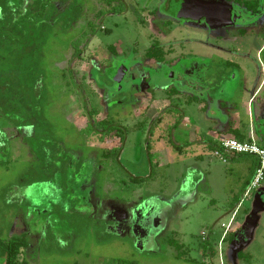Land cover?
Segmentation results:
<instances>
[{
  "label": "rangeland",
  "instance_id": "1",
  "mask_svg": "<svg viewBox=\"0 0 264 264\" xmlns=\"http://www.w3.org/2000/svg\"><path fill=\"white\" fill-rule=\"evenodd\" d=\"M162 1L5 2L16 10L21 9L24 15L18 16V20L46 22L52 27L47 31L48 41L38 59L46 72L42 82L47 97L45 116L51 119L56 132L75 138L79 135L77 132L89 126L91 119L84 108L85 101L89 108L98 109L94 110L96 122L110 116L134 129L141 112L144 117L147 115V127L157 116L153 117L156 112L159 115L162 112L163 121L154 138L140 141L131 133L123 155L99 162L102 170L93 184L97 195H88V203L95 202L90 208L83 206L82 197L87 193L75 190L74 186L79 184L78 175L68 167L74 182L66 186H73L75 191L64 201L60 196L54 202L43 195L39 203H34L23 195L24 190L33 185L58 184L59 181L53 176L49 178L45 163L38 157L41 152L34 147V130L31 127L18 130L0 112V135H5L3 142L7 145L0 146V264H11L9 243L23 236L29 243L19 257L20 262L25 259L24 264H264V183L250 196H245L249 176L247 165H238L243 163L242 160L222 162L208 145V140L214 137L208 135L209 129L223 132L225 123L220 120L229 119V112L237 106L240 108V75L233 65H226L227 61L244 64L252 74L256 72L246 58L229 56L219 49L227 46L220 39L227 26L207 27L205 22L182 21L175 23L166 39L185 43L176 46L169 57L172 61L178 59L188 63L195 57L206 61L211 67L210 72L220 76L219 80L213 81V87L222 88L221 92L225 88L230 91L218 95V102H208L206 110L200 111L201 100L192 104L193 100L188 95L181 96L182 92L178 90L180 96L177 99L168 98L167 88H180L183 81L179 69L175 70L178 78L175 81L171 79L173 68L158 74L162 84H152L157 103L138 95L141 87L146 91L141 78L135 82L125 81L119 87L110 71H106L109 62L114 60L113 56L109 60L111 46L118 54L125 53L129 57L135 50L134 65L131 67V61L127 62L130 69H135L138 61L140 64L151 35L142 28L139 19L142 16L150 19L145 16L146 11L160 6ZM43 7L46 8L43 10ZM40 13L43 18H36ZM229 31L238 35L235 27ZM74 42H78L76 45L80 44L83 50L78 58H74ZM238 42L240 48V39ZM249 51L256 52L254 48ZM139 64L136 68L143 71ZM71 69L75 81L69 73ZM233 76L235 79H231ZM164 85L167 87L162 89ZM77 86H83V97ZM104 90L109 93L105 100L101 99ZM91 91L96 95L91 96ZM138 96L139 103H136ZM178 123L182 126L174 130ZM257 127L258 134H264V121ZM242 132L249 137L248 129L244 128ZM225 133L229 134V131ZM157 135L160 141H156ZM85 140L91 147H105V141L99 136L92 134ZM193 140L196 142L192 143ZM260 141L264 144L263 138ZM148 143H152L150 149ZM66 145L72 144L67 142ZM57 156L54 157L58 159ZM56 164L52 166L54 176L63 173L66 167ZM74 164L78 167V163ZM239 200L242 202L233 219L234 225L232 229L228 227L229 235L225 238L226 227L234 215L233 207ZM63 202L66 203L64 207ZM107 203L125 206L131 214L121 231H117V223L106 216L108 210L103 205ZM139 209L145 218L152 220L145 227V237H140L134 227V212ZM156 218L159 219L158 226L154 223ZM240 226L248 236L245 242L239 243L231 240V234L238 232ZM239 252L244 254L240 255V260ZM179 253L182 257H178Z\"/></svg>",
  "mask_w": 264,
  "mask_h": 264
},
{
  "label": "flooded vegetation",
  "instance_id": "2",
  "mask_svg": "<svg viewBox=\"0 0 264 264\" xmlns=\"http://www.w3.org/2000/svg\"><path fill=\"white\" fill-rule=\"evenodd\" d=\"M178 0H163L160 6L149 9L146 11V15L150 19H145V17H141L139 19V24L144 28L148 33L151 35L150 37V45L146 47L143 58L140 59L135 65V69H130L127 66L128 60L131 61V67L134 65V57L137 55L135 53V50L133 51V54L126 55L125 53L118 54L116 52L115 47H110L111 54L110 58L113 56L112 61H110L109 66L106 67V71H110V73L113 75L112 78L115 82H117V85L120 87L125 81H136L137 78H141V83L144 89V84H146V91L142 90L138 91V95L140 97H144L149 99L150 102L157 103V98L155 94V90L152 89V84H156V86H159L162 84V81L159 79V73L160 72H166L168 68H173V75L171 74V79L175 81L178 80L176 76L175 70L179 69L182 71L183 75V81H181L180 88H176L175 86L167 88V92L169 93L167 96L170 99H173L174 97L177 99L178 96H180L178 91L182 92L181 96L190 97V100L193 101H200L201 104H204V108L208 106V102H218V95H223L224 92H221L222 88H215L213 87V81L219 80V75H213L211 73V67H209L208 64H206V61L198 60L197 57L194 59L189 60L187 63L186 61H179L178 59H170V55L174 54L176 50V46L182 45L184 46V42H180L177 40H171L166 41L167 37L170 36L171 31L173 30V26L175 23H179L182 21H190L187 19H180L173 14L172 6L175 2ZM185 3L194 5L198 1L205 2L207 4H215V3H222L224 5H227L228 7L232 8V19H235L234 21H229L227 19L225 20H211L207 22L206 19H202L201 21L197 22H205L207 24V27H214L218 25L227 26V30L225 33L222 34L221 40H224L226 42V47H219L220 50H222L224 53H226L229 56L233 57H244L248 61H250L254 67L257 69V72H261L262 68H264V0H258L259 7L257 12H252L244 8L242 5H240V1L238 0H181ZM238 1V2H237ZM247 13L249 14L247 16ZM149 22V24L147 23ZM232 27L237 28L238 35H232L229 29ZM240 39V48L238 45V40ZM252 47V48H251ZM255 49V54H252L250 52V49ZM150 63H153L151 65ZM141 66L144 70L141 71V68H136V66ZM188 64V65H187ZM226 65L234 66L239 72L241 63H232L231 60H228ZM155 66V67H154ZM233 68V69H234ZM148 69V70H147ZM99 70H102V68H99ZM120 71V72H118ZM135 71V73H134ZM46 73V72H45ZM175 74V76H174ZM122 75V76H121ZM164 77V73L162 74ZM118 76H121V81H117ZM138 76V77H137ZM172 81V82H173ZM167 85V84H166ZM164 85L162 89L166 88L167 86ZM182 86V87H181ZM83 87V86H81ZM79 88V87H78ZM80 89V88H79ZM149 90H152L151 93H149ZM178 90V91H176ZM213 93V91H215ZM80 93L83 97V90L80 89ZM94 91H91V96L96 95L94 94ZM179 94V95H178ZM188 95V96H187ZM109 96V93L107 90H104V96L101 97V99L105 100ZM138 97L135 98L136 103L137 99H140ZM47 98V97H46ZM86 102V101H85ZM83 102V104L85 103ZM189 103V101H187ZM89 108V103L86 102ZM211 103V104H212ZM85 107V104H84ZM91 109V108H89ZM93 114L89 118L91 119L89 122V126L85 130H81L76 134V137L73 138H67V133H59L55 131V129L52 128L53 133H48L43 138H38L37 132L33 127H31L33 131L32 139L35 142L34 147L37 149V152L40 151L41 161L45 163V166L48 170L49 178L55 177L59 181V183L55 184L52 183L51 185H55L56 191L59 193V196L61 199L71 196L74 191L76 190L78 193L84 192L87 193V196L84 195L82 197L83 200V206L92 207V204L95 205L94 200H92V204L88 203V195L91 193V195L95 194L97 195V192L94 193V180H96V177L98 175V172L102 170V165L99 164V162L103 163L105 161L111 160L112 158H119L121 155H123V152L127 146V140L130 137V134L137 136L139 140H149L150 138H154L157 129H159L160 124L163 121L162 118V112L160 115L156 112L153 117H156L152 119L151 123L149 122V127L146 126L145 123H148L145 115L143 116L144 112L140 113L138 115L137 123L134 124L136 126L134 129L130 125H126L123 122L120 121L118 118L106 116L102 121L96 122V112L94 110H98L95 107H92ZM46 114V110L44 112V116ZM50 123L51 119L46 118ZM88 118V117H87ZM143 119V121L141 120ZM140 119V120H139ZM139 120V121H138ZM104 122H108V126H111V128H108L106 130L102 127ZM52 124V123H51ZM95 127H93V126ZM53 126V124H52ZM254 129L258 131V127L254 126ZM75 131V129H74ZM87 132V134H83L84 132ZM76 133V132H75ZM95 135L99 136V139L101 141H105V147H91L85 140L86 136L89 135ZM131 135V136H132ZM56 136H59L58 138ZM158 136V135H157ZM31 139V141H32ZM35 139V140H34ZM138 140V141H139ZM30 141V142H31ZM156 141H160L159 136L156 137ZM69 142L72 145L68 146L66 143ZM260 143V142H259ZM116 144L113 148H107V145ZM149 144V143H148ZM152 146V143L148 145V148ZM61 150H60V148ZM59 148V149H58ZM68 149V150H67ZM57 151V152H56ZM57 154H56V153ZM55 155H58V159L54 157ZM122 159V157H121ZM55 162L58 164H65V168L63 170V173H59L57 176H54V173L52 174V166L55 164ZM153 162V161H152ZM74 163H78V167L75 166ZM154 165V164H153ZM70 169L74 172V174L78 175L79 184L75 187V190L73 189V186H66L68 184H73L74 179L71 176V172L67 171ZM154 168V166H153ZM47 181V180H46ZM49 184V182H47ZM45 184V183H44ZM247 191V190H246ZM246 193V192H245ZM53 199V198H52ZM87 200V202H85ZM63 207L66 204L65 202L62 203ZM62 204L60 205L62 207ZM87 204V205H85ZM105 206L107 211V217L110 221H115L117 225L115 228L116 230L121 231L123 224H125L129 219H131V214L127 210L125 206L115 205L114 203H110ZM236 212V211H234ZM136 215H139L141 218L139 222L141 223V226L138 224L137 218L135 219V226L137 230V233L140 237H145L147 232L145 227H148L151 224L150 218H145L142 214L141 210L135 211ZM135 215V214H134ZM155 226H158L159 219L156 218ZM134 226V227H135ZM241 227H239V231L237 234L234 232V241L237 242H245L247 240L248 234L240 230ZM205 234V233H204ZM225 238L229 235L227 232L225 233ZM206 235V234H205ZM205 238L207 237L204 236ZM225 238L223 240H225ZM242 253H238V259L240 260V255ZM244 256V254H242ZM25 259L23 262H20V259L18 258V262L16 264H24ZM238 264V263H237Z\"/></svg>",
  "mask_w": 264,
  "mask_h": 264
},
{
  "label": "trees",
  "instance_id": "3",
  "mask_svg": "<svg viewBox=\"0 0 264 264\" xmlns=\"http://www.w3.org/2000/svg\"><path fill=\"white\" fill-rule=\"evenodd\" d=\"M7 1L0 0V112L1 115L3 113L4 117L11 120L10 122L18 130L23 127H33L38 138H43L48 133H53V126L44 116L46 94H44L45 87L42 86V82L46 77V73L38 58L43 46L48 41L46 37L48 30H51L52 27L46 22H29L25 18L18 20V16L22 15L21 9H14L5 3ZM238 1L247 10L257 12L258 0ZM44 8L46 7H43V10ZM36 18L42 19V13ZM76 43L78 42L72 44L75 50L74 58L80 57L83 52L80 49V44L76 45ZM69 73L74 80L72 69L69 70ZM77 87L82 88L81 86ZM84 104L87 114L91 117L93 110L88 108L86 102ZM108 125V122H104L102 127L104 129L111 128ZM234 136L239 141H244V138L238 133ZM4 137L5 135H0V146L2 145V148L7 147L4 144L6 142H3ZM236 156L237 158L244 157ZM149 162L153 169L151 154L149 155ZM251 180L247 182L246 187L249 186ZM246 190L247 188L245 192ZM240 202L239 200L235 204L233 211H236ZM233 239L234 233L231 234V240ZM28 247L29 243L25 236L12 239L9 243L10 263L16 264L18 258ZM181 255L179 253L178 257H182Z\"/></svg>",
  "mask_w": 264,
  "mask_h": 264
},
{
  "label": "crops",
  "instance_id": "4",
  "mask_svg": "<svg viewBox=\"0 0 264 264\" xmlns=\"http://www.w3.org/2000/svg\"><path fill=\"white\" fill-rule=\"evenodd\" d=\"M244 66H245L244 64H241L239 70L240 98H242L240 99V103H239L240 108L236 107L232 109L230 114V119L228 120V122L224 121L223 119L220 120V123H225L223 124V126L225 127V129H222L223 132L221 131L213 132L212 128L209 129L208 135L209 136L211 135L212 137L214 135L213 139L208 140L209 141L208 145L212 147V150L213 149L215 150L217 148L218 146L217 140L220 137L227 136L234 138L235 137L234 135L236 133L242 136V138H244V141L251 140V138L254 137L258 142L261 143L262 146H264V144L260 141V138H263L264 141V134L263 133L258 134L259 132H257L254 129V126H257V124L264 121V78L258 79L257 69L255 74H252L248 69H245ZM244 74H246L245 77ZM241 92H243L244 96H241ZM194 102L196 101H193L191 103L193 104ZM199 109L200 111H203L206 110L207 108L206 107L204 108V104L200 103ZM218 123L219 122H216V124ZM177 126H182V123L181 125L180 123L175 124L174 130ZM244 128L248 129L249 137L243 134L242 130H244ZM226 130L229 131V134L225 133ZM193 133H195L194 128H193ZM194 142H196V140H193L192 143ZM246 158H250L251 160ZM239 160L240 161L242 160L243 163H239L238 165L245 164L248 167L249 176H248V180L245 183L246 185L247 182H249L253 178V175L257 167V160L252 156H244L242 158H237V156L228 157V161L239 162ZM241 202L237 206L238 208L241 205ZM238 208H236V211ZM233 213L234 215L231 218V222L228 224V226L231 227V229L234 225L233 219L235 217L236 212Z\"/></svg>",
  "mask_w": 264,
  "mask_h": 264
},
{
  "label": "built area",
  "instance_id": "5",
  "mask_svg": "<svg viewBox=\"0 0 264 264\" xmlns=\"http://www.w3.org/2000/svg\"><path fill=\"white\" fill-rule=\"evenodd\" d=\"M217 141L218 146L213 151V154L224 163H227L228 157L236 155L252 156L256 158L257 167L245 193V196H250L264 183V146H262L254 137L248 141H239L233 137L223 136ZM204 236L206 235L204 234Z\"/></svg>",
  "mask_w": 264,
  "mask_h": 264
},
{
  "label": "water",
  "instance_id": "6",
  "mask_svg": "<svg viewBox=\"0 0 264 264\" xmlns=\"http://www.w3.org/2000/svg\"><path fill=\"white\" fill-rule=\"evenodd\" d=\"M172 7H173L172 10H173L174 16L180 19H187L191 21H201L202 19H206L207 22L211 20H217V21L225 20V19L229 21L235 20V19H232V14H231L232 8L222 3L207 4L205 2L198 1L194 5H192V4L185 3L181 0H178L177 2L173 4ZM121 76L116 77L117 81H121ZM257 77L258 79L264 78V68H262L261 72L260 71L258 72ZM231 79H235V77L233 76ZM223 91H226V88L222 90V93ZM226 92L230 93V91H226ZM241 96H244L243 92H241ZM230 114H231V111L229 112V115H228L229 119H230ZM229 119L225 120L223 118V120L227 122ZM134 214H135L134 217L137 218L138 224L141 226V223L139 222L141 218L139 217V215H136L135 212ZM136 229L138 228H136L135 226V230Z\"/></svg>",
  "mask_w": 264,
  "mask_h": 264
},
{
  "label": "clouds",
  "instance_id": "7",
  "mask_svg": "<svg viewBox=\"0 0 264 264\" xmlns=\"http://www.w3.org/2000/svg\"><path fill=\"white\" fill-rule=\"evenodd\" d=\"M23 195L33 200L34 203H39L40 197L43 195L53 198L54 202L59 199V193L56 191L55 185L51 184L33 185L24 190Z\"/></svg>",
  "mask_w": 264,
  "mask_h": 264
}]
</instances>
